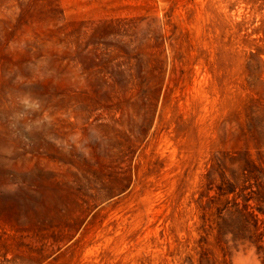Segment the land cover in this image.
Returning a JSON list of instances; mask_svg holds the SVG:
<instances>
[{"label":"rangeland","instance_id":"obj_1","mask_svg":"<svg viewBox=\"0 0 264 264\" xmlns=\"http://www.w3.org/2000/svg\"><path fill=\"white\" fill-rule=\"evenodd\" d=\"M239 151L264 167V0H0V264H222L198 215Z\"/></svg>","mask_w":264,"mask_h":264},{"label":"trees","instance_id":"obj_2","mask_svg":"<svg viewBox=\"0 0 264 264\" xmlns=\"http://www.w3.org/2000/svg\"><path fill=\"white\" fill-rule=\"evenodd\" d=\"M215 172L220 178L217 193L208 198L202 206L205 211L198 216L205 232H215L223 250L222 264H227L228 242L249 243L264 254V167L245 152H224L211 161L208 177ZM251 200L255 205L250 204ZM183 244L179 242V246ZM176 255L180 257L179 264H217L211 254L201 249L194 254L177 247Z\"/></svg>","mask_w":264,"mask_h":264}]
</instances>
